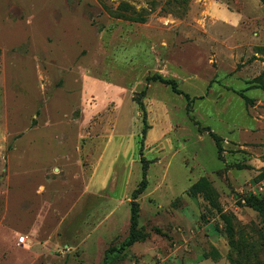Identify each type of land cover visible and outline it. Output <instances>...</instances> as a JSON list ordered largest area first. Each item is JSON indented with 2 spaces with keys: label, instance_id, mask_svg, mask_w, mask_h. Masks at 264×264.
<instances>
[{
  "label": "rangeland",
  "instance_id": "rangeland-1",
  "mask_svg": "<svg viewBox=\"0 0 264 264\" xmlns=\"http://www.w3.org/2000/svg\"><path fill=\"white\" fill-rule=\"evenodd\" d=\"M186 258L264 264V0H0V264Z\"/></svg>",
  "mask_w": 264,
  "mask_h": 264
},
{
  "label": "trees",
  "instance_id": "trees-1",
  "mask_svg": "<svg viewBox=\"0 0 264 264\" xmlns=\"http://www.w3.org/2000/svg\"><path fill=\"white\" fill-rule=\"evenodd\" d=\"M158 79L161 82L165 83L166 85H170L174 92L181 93V91L177 86V83L174 80L163 79L161 77H158ZM210 135L215 140L218 148L220 149V138L214 133H211ZM138 214H139L138 204L134 201L132 203V211H131L130 235L128 240L125 243H123L124 247H130L134 243L143 241L147 238L146 234H142L138 231Z\"/></svg>",
  "mask_w": 264,
  "mask_h": 264
},
{
  "label": "crops",
  "instance_id": "crops-1",
  "mask_svg": "<svg viewBox=\"0 0 264 264\" xmlns=\"http://www.w3.org/2000/svg\"><path fill=\"white\" fill-rule=\"evenodd\" d=\"M194 260L193 262H191L190 264H202L203 262H206V261H209L211 264H216V262H214L213 260H211V259H208V258H204V259H199V260H197V259H191V258H186L185 260ZM185 260H184V262H185ZM184 262H180V263H178V262H176V263H174V264H183Z\"/></svg>",
  "mask_w": 264,
  "mask_h": 264
},
{
  "label": "built area",
  "instance_id": "built-area-1",
  "mask_svg": "<svg viewBox=\"0 0 264 264\" xmlns=\"http://www.w3.org/2000/svg\"><path fill=\"white\" fill-rule=\"evenodd\" d=\"M24 242H25V237L24 236L20 237L18 243L23 244Z\"/></svg>",
  "mask_w": 264,
  "mask_h": 264
}]
</instances>
